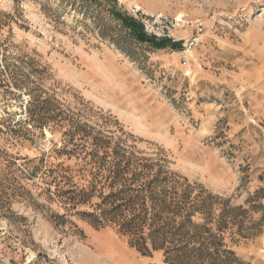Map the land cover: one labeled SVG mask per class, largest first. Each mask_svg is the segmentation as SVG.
Here are the masks:
<instances>
[{
	"label": "rangeland",
	"instance_id": "374dc122",
	"mask_svg": "<svg viewBox=\"0 0 264 264\" xmlns=\"http://www.w3.org/2000/svg\"><path fill=\"white\" fill-rule=\"evenodd\" d=\"M0 264H264V0H0Z\"/></svg>",
	"mask_w": 264,
	"mask_h": 264
},
{
	"label": "trees",
	"instance_id": "16d2710c",
	"mask_svg": "<svg viewBox=\"0 0 264 264\" xmlns=\"http://www.w3.org/2000/svg\"><path fill=\"white\" fill-rule=\"evenodd\" d=\"M130 28H135L134 25ZM136 38L139 42H144L147 39L138 31L136 33ZM151 182L150 183H141L137 187L138 195L142 193H148L150 204L142 198V201L133 202L129 200L125 203V206L129 209L134 208V212L131 213L130 219H123L119 225L120 231L123 235H128L132 239V245L142 247L146 245V240H150L151 246L154 249L163 250L165 255H170L175 252L185 251L193 249L194 247L190 246L194 244L192 242V237L188 236V229L186 224L189 221L190 216V206H188L187 196L185 192L181 194H176L170 196L169 199H166V204L169 208L165 213H174L176 218L173 220H167L166 214H163L161 208H163L161 198L153 199L151 197ZM140 197V196H138ZM164 205V204H163ZM117 210L116 207L106 210L105 214H112L111 212ZM180 218V220H179ZM144 228L148 230L146 234H143ZM145 235V236H144ZM199 240H203L199 238Z\"/></svg>",
	"mask_w": 264,
	"mask_h": 264
},
{
	"label": "bare ground",
	"instance_id": "6f19581e",
	"mask_svg": "<svg viewBox=\"0 0 264 264\" xmlns=\"http://www.w3.org/2000/svg\"><path fill=\"white\" fill-rule=\"evenodd\" d=\"M197 42H198V40H197Z\"/></svg>",
	"mask_w": 264,
	"mask_h": 264
}]
</instances>
